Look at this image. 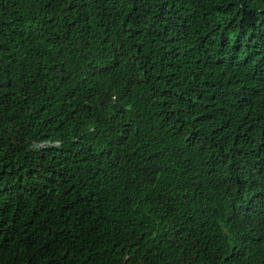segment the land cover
Here are the masks:
<instances>
[{
  "label": "trees",
  "instance_id": "1",
  "mask_svg": "<svg viewBox=\"0 0 264 264\" xmlns=\"http://www.w3.org/2000/svg\"><path fill=\"white\" fill-rule=\"evenodd\" d=\"M0 264H264V0H0Z\"/></svg>",
  "mask_w": 264,
  "mask_h": 264
}]
</instances>
